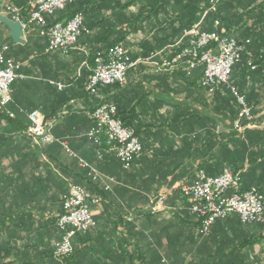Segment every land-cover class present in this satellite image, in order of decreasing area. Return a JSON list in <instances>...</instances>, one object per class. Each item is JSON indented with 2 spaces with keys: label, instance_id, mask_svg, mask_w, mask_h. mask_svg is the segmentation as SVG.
<instances>
[{
  "label": "crops",
  "instance_id": "obj_1",
  "mask_svg": "<svg viewBox=\"0 0 264 264\" xmlns=\"http://www.w3.org/2000/svg\"><path fill=\"white\" fill-rule=\"evenodd\" d=\"M27 1L0 0V15L7 16V5H24ZM236 1L223 9L220 20L214 21L211 15L207 16L208 10H203L205 2L201 0H76L82 5L92 40L81 39L69 55L46 54L47 41L32 30H24L23 43L15 42L9 27L0 23V50L8 47L7 56L21 65L19 74L23 76L13 85V101L8 110L18 115L23 124L30 123L26 116L29 112L40 111L46 121L53 123L56 139L66 141L78 155L116 179L109 195L113 203L93 207L101 224L98 235H107V243L116 245L111 236L125 232L122 226L115 227V208L111 205H121V209L138 218L133 231L142 229L146 234L158 235L169 222L173 232L179 225L175 213L189 211L188 200L177 189L193 183L199 166L207 168L209 177H216L227 164L220 151L226 140L221 143L218 137L232 126L235 128L238 118L221 111L223 95L219 100L212 99L202 90L203 69L188 71L179 66L157 73L154 63L145 59H172L183 31L195 24H201L206 31L228 33L240 42L252 38L254 43L256 36L262 39L264 0L249 7V0ZM261 3L260 11L256 7ZM121 35L126 38L124 44L132 61L137 63L129 70L122 88L100 93L118 100L145 149L132 171L123 170L111 153H107L106 163L97 160L87 132L90 113L99 102L97 97L85 94L86 81L81 74L87 65L85 53L100 39L108 37V42H114ZM254 50L248 48L245 61L257 53ZM233 79L255 116L252 124L240 131L248 152L238 161L242 163L238 173L245 175L243 187L260 186L264 191V64L257 70L239 65L233 71ZM212 116L218 121L214 129ZM18 130L0 122V133H7V139L0 140V264H44L40 256L36 258V247L43 249L54 243V237H47V221L61 211L60 198L69 189L76 160L65 153L60 142L44 145L45 156L36 153L31 141L17 137ZM240 142L230 143L229 147ZM168 189L174 190L157 205L156 198ZM261 194L264 196V192ZM18 213L25 216L20 219ZM227 218L218 219L212 226L210 241L205 245L207 251H199L204 237L196 239L194 232L186 231L179 240L165 237V245H169L167 260L187 264L199 259L234 258L238 259L237 264H256L253 260L259 258L264 263V251H259L264 249V238L241 255L231 253L236 245L257 236L254 228L241 225L237 214Z\"/></svg>",
  "mask_w": 264,
  "mask_h": 264
},
{
  "label": "built area",
  "instance_id": "obj_2",
  "mask_svg": "<svg viewBox=\"0 0 264 264\" xmlns=\"http://www.w3.org/2000/svg\"><path fill=\"white\" fill-rule=\"evenodd\" d=\"M73 0H32L30 2V20L28 25L21 19L22 9L7 5L5 14L10 20L20 22L23 30L29 25H37L41 35L48 37L46 53L69 55L76 47L80 36L88 32L85 28V17L77 13L66 21H58L49 25L46 15L64 10ZM222 0H211L209 10H216ZM183 47L170 60L154 61L155 71L163 73L179 66L188 71L203 69L200 86L203 91L213 94L219 85H226L234 94L241 109L235 128L243 130L252 124L255 116L253 108L246 98L231 84L233 67L240 61L245 44L219 31H206L201 24H195L183 31L179 42ZM8 47L0 50V111L7 112L10 117L14 113L7 110L12 103L13 85L23 78L19 74L21 65L7 56ZM154 59V56L149 58ZM148 59V60H149ZM135 65L127 48L115 46L107 55L96 60V67L87 82V90L95 93L101 88L126 81L128 70ZM60 89L63 85L57 84ZM96 125L87 133V137L98 146L97 155L101 159L104 153H115L125 169L142 155L143 146L135 131L124 125L118 118L117 107L113 103H104L91 113ZM30 126L27 133L40 146L60 142L66 152L75 159L81 168L87 169L93 180H103L106 190L115 179L104 177L89 161L74 152L66 141H59L52 134L53 123L48 122L40 111L28 113ZM246 122V127L243 122ZM241 173L224 170L219 176L209 177L204 170L197 173L192 184L180 186L183 195L190 203V210L200 220L199 233L202 237L210 234L211 228L218 219H225L231 214L239 215L243 223L259 222L264 224V197L257 189L240 192ZM160 194L155 200L159 205L166 199ZM88 190L80 185H71L64 197V213L58 219V228L62 233L56 243L54 258L63 264L73 253V239L78 234H86L97 226L93 207L100 203Z\"/></svg>",
  "mask_w": 264,
  "mask_h": 264
},
{
  "label": "trees",
  "instance_id": "obj_3",
  "mask_svg": "<svg viewBox=\"0 0 264 264\" xmlns=\"http://www.w3.org/2000/svg\"><path fill=\"white\" fill-rule=\"evenodd\" d=\"M31 1L32 0H28L24 5H18V7H20L22 9L21 19L27 25H28L29 20H30V2ZM201 1L205 2L204 6H203V10H205V11L208 10L209 13L207 14V16L211 15L213 17L214 21L215 20L218 21L221 19V12L223 11V9L226 6H228L229 4H232L233 2H237L236 0H222L217 5L216 10H209V8L211 7V0H201ZM258 1H260V0H249L247 6L249 7ZM256 8L260 9V11H261L263 9V4L261 3V4L257 5ZM77 13H82L85 17V13L82 9V5L78 4L76 2V0H73L71 3H69L67 5V7L64 10L57 11L54 14L46 15V20H47L48 24L51 25V24H54L55 22H58V21H66V20L70 19L71 17H73ZM0 23H2V22H0ZM2 24H4V23H2ZM4 26H7V25L4 24ZM84 26L88 30V32H84L80 36L77 45L80 44L81 39H85V42L92 40V30L88 25V21L86 20V17H85ZM26 29H27V31H29V30L34 31L40 39H43V40L45 39L48 43V37L41 35V29L37 25H29ZM219 29H220V27H219ZM216 31H219V30H216ZM219 32H221V31H219ZM224 34L229 35L228 33H224ZM229 36H231V35H229ZM107 38L108 37H106L104 39H100L97 43V46H94L92 49H90V51H88V53H85V55L83 56V58H85L87 61V65H86V67L84 66L82 68V73H81L82 75L84 74L85 81H86L83 84L84 92L88 96L98 98L99 103L96 106V108L98 106H100L101 104H104V103L115 104L117 107L118 118H120L123 121L125 126L129 127L130 125L128 124L126 117L123 115V112H122V109L119 105L118 100L115 99L114 97H108V96L102 97L101 93H100L101 91H105L106 89H109V88L120 89L125 85L126 81L123 84H114V85L106 86L104 88H101L99 91H97L95 93H92V92L87 90V82L89 80L90 75L93 73V70L96 67V60L99 57H103V56L107 55L109 50L115 46L120 45V46H124L126 48V46L124 44V41L126 38L123 37L122 35L118 38V40H115L114 42H108L106 40ZM103 42H105V43H103ZM238 42H240V41H238ZM247 42H249V43H247ZM247 42L246 41L240 42V43L245 44V48H244V52L242 53V57H241L240 61L237 62L235 64V66L233 67V71L237 66L242 65V64H244L245 67L249 70H257L260 67V65L264 64V37L261 39L260 37L256 36L254 43H253L252 38H251V40L249 39ZM182 47H183V45H180V47L178 49H176V51L178 52ZM248 48L249 49L250 48L255 49L254 51H256L257 53L255 55L253 54V57L250 59V61H245L244 57H245V55L248 54V51H247ZM46 54H52V53H46ZM150 54H152V53H149V55ZM233 71H232V76H231V84L238 89V91L241 95H243L241 93L240 89L237 87V85L233 79ZM221 95H223L221 98V105H220L221 111L222 112H223V110L227 111L229 113V115H231L233 117V119H235L236 117L238 118L241 107L238 104L234 94L227 88L226 85H223V84L219 85L217 90L213 94H211V97H212V99H218L219 100L220 98H218V97ZM247 102H248V100H247ZM248 105H249V102H248ZM96 108H94V109H96ZM7 110H8V108H7ZM93 111H91V113ZM91 113H90L91 122H90V126H89L90 127L89 131L96 125L95 121L91 117ZM26 116L28 117V114ZM0 122H4L8 125H12L14 127H17L19 129L17 132L18 133L17 137L21 136L22 139L28 140L29 142L31 141L33 146H34L33 150H35L36 153L41 154V155L43 153L44 156L46 155L45 147L40 146L39 144L35 143L34 140L32 139V137L28 135L27 129L30 126V123L29 124H23L22 121L18 118V115L14 114V117H10L6 111L5 112L0 111ZM246 125H247V123L244 121L243 126L246 127ZM217 126H218V121H216V119L212 116L211 127L214 129ZM129 128L133 129L131 126ZM53 129H54V125L52 127V130ZM135 133L138 136V132L135 131ZM6 136H7V133H5V132L0 133V140L7 139ZM242 137H243V135L241 134L240 130L234 128V126H232L231 129H229L227 132L225 131L224 133H222L220 135V137H218V138H220L221 143L223 140H226L224 145L223 144L221 145L220 151L224 154L225 159L228 161L227 164L223 166V170L221 171V173L226 169L232 171L233 173H238V170H240L239 168H241L242 163H239L238 161L239 160L242 161L244 159V156L248 152L247 146H246L245 142L243 141ZM244 138H245V135H244ZM89 141L93 145L97 160L100 162L106 163L107 153H104L103 158L99 159L98 155H97L98 146L95 145L94 142L91 141L90 139H89ZM237 141H241L239 145L234 146V147L233 146L229 147L230 143H234ZM64 151L66 154H68L65 149H64ZM144 152H145V149H143L142 155L138 159H136L133 162L132 166L128 169L124 168L123 164L116 157L115 153H111V154L117 159V161L120 163L121 168L123 170L132 171L134 166L136 165V163L139 162L140 159L143 158ZM68 156H70V155L68 154ZM93 166L96 169L99 168L98 166H95V165H93ZM101 170H99V171L105 178L110 177V176H107L105 173H103V169H101ZM200 170H204L205 173L208 175L207 168H205L204 166H199L195 172V177H194L193 182L196 180L197 173ZM112 178H114V177H112ZM244 179H245V175L241 174V183H240V188H239L240 192H245V191H248V190H251L254 188L257 189L260 193L264 192L263 188L260 186H253V187H248V188L243 187ZM70 181H71L70 186L71 185H80V186L84 187L86 190H88L94 197L100 199L101 202L98 205H102V204L105 205L107 203H111V204L113 203L110 200L109 195L113 191L112 189H113L114 184H116V179L114 182L110 183V189L106 190V183L103 180H101V179L100 180H93V178L89 175V171L87 169L81 168L78 165L77 161H75V166L72 169V172L70 175ZM70 186H69L68 191L64 195H62V197L60 198V200H61L60 202L62 205L61 211H59L57 217H52L51 219H49L47 221V224L50 225L51 230L53 229V231H51V233H50L49 232L50 228H48V233H47L48 239L49 238L51 239L52 237H54L53 245L49 244L47 247H44L43 249L42 248L39 249L40 248L39 245H37V247H36V258L40 256L41 259L43 260L44 264H60V262H58L54 258L55 245L62 237V233L60 232L57 223H58L59 217L64 213V204H63L64 203V197L68 194V192L70 190ZM177 190H178V192H180L183 195L180 188ZM185 199L187 200L186 197H185ZM190 206L191 205L189 203V211H187V212L183 211V212L175 213L174 216L178 220L176 222L179 225L173 232L170 231V224L168 222L167 224H165L162 227V229L158 235H154L151 233L146 234L145 231L142 229H138V231H133L134 230L133 228H134L138 218H134L132 212L130 213V211H127L125 209L124 210L121 209V208H123L121 205L117 206V207H113L111 205L112 208H115V209H112V212L114 213V216L116 218V221H114L115 227L118 228V226H122L123 228H125V232L122 233L120 236H118V235L111 236L110 239L113 238L115 240V243H117V244L116 245H114L113 243L111 244V241H110V243H107V235H105L106 237H104V238L99 237L98 234L100 232V225H101L100 219L94 216V219L97 222V226L95 228L91 229L90 231H88L86 234H78L73 239V253L65 259L63 264H184L182 261L173 262V261L167 260L166 257H167L169 245H165L164 238L166 237V239L169 240L170 237H176L179 240L181 237H183L186 234V231L194 232L193 235L196 239H197V237L198 238L202 237L199 233L200 220L198 219L196 214L191 212ZM149 214L150 213H148L146 215H149ZM23 216H25L23 213L17 214V217H19L20 219H22ZM227 219L229 220V218H227ZM239 220L241 221L240 217H239ZM188 225L190 227H188ZM241 225L254 228L255 231L257 232V233L255 232L257 237L245 240L241 244L233 247V249L231 250V253L240 254V255L243 254L244 251L254 248L255 244L264 238V224L263 223H259V222L243 223V222H241ZM212 229H213V227L211 228L210 234L208 236L204 237V241H203L201 247L199 248V251L203 252L205 250L206 251L209 250L208 248L205 249V245H206V243H208L210 241ZM112 232H113V230H111L109 232V236L111 235ZM262 234H263V236H262ZM125 235H127V236L124 237ZM195 242H196V240H195ZM259 251H264V249H261ZM238 256L239 255H236L235 257H238ZM242 257H244V256H242ZM233 259L234 258H232V259L230 258V260H228V261H223L222 258H220L218 260H213V261L207 260V259H203V260L199 259V260H192L187 264H237L238 259H235V260H233ZM241 262H243V263L245 262L244 258L242 259ZM253 263L264 264L263 261L260 260L259 258L254 259Z\"/></svg>",
  "mask_w": 264,
  "mask_h": 264
},
{
  "label": "water",
  "instance_id": "obj_4",
  "mask_svg": "<svg viewBox=\"0 0 264 264\" xmlns=\"http://www.w3.org/2000/svg\"><path fill=\"white\" fill-rule=\"evenodd\" d=\"M0 22L7 25L15 42L23 43L24 30L20 22H14L8 17L0 15Z\"/></svg>",
  "mask_w": 264,
  "mask_h": 264
},
{
  "label": "rangeland",
  "instance_id": "obj_5",
  "mask_svg": "<svg viewBox=\"0 0 264 264\" xmlns=\"http://www.w3.org/2000/svg\"><path fill=\"white\" fill-rule=\"evenodd\" d=\"M127 50H128V49H127ZM128 52H129V51H128ZM129 55H130V53H129ZM130 58H131V57H130ZM150 58H151V57H150ZM141 61H144V60L142 59ZM134 62H135V61H134ZM145 62H152V63H153L154 60H151V59H149V60H148V59H145ZM136 63H137V62H135V65H136ZM135 65H134V66H135ZM134 66H132V67H134ZM132 67H131V68H132ZM131 68H130V69H131ZM130 69H129V70H130ZM129 70H128V72H129ZM127 75H128V73H127ZM126 78H127V77H126ZM12 97H13V96H12ZM173 190H174V189H168V190H166V191H163V193H161V194H165V195H167V196H166V199H167V198L169 197V195H170V194H168V193H172ZM154 199H155V198H154ZM166 199H165V200H166ZM167 214H169V213H167Z\"/></svg>",
  "mask_w": 264,
  "mask_h": 264
}]
</instances>
